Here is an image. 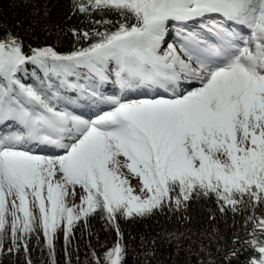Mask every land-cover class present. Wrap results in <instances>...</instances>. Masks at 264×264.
<instances>
[{"label": "snow or ice", "instance_id": "snow-or-ice-1", "mask_svg": "<svg viewBox=\"0 0 264 264\" xmlns=\"http://www.w3.org/2000/svg\"><path fill=\"white\" fill-rule=\"evenodd\" d=\"M72 7L94 26L72 29L87 44L67 52H26L0 26V255L23 250L33 264L29 243L42 236L56 264L58 234L67 255L76 226L99 214L117 239L102 257L92 251L94 264H124L118 218L214 197L221 213L244 214L245 264H264V0H72ZM107 12L119 19H91ZM172 28L178 44L167 42ZM108 85L120 94H106ZM136 89L148 92L128 98ZM81 103L109 110L85 119L70 110ZM129 175L139 179L138 192ZM77 187L84 194L69 204Z\"/></svg>", "mask_w": 264, "mask_h": 264}, {"label": "trees", "instance_id": "trees-1", "mask_svg": "<svg viewBox=\"0 0 264 264\" xmlns=\"http://www.w3.org/2000/svg\"><path fill=\"white\" fill-rule=\"evenodd\" d=\"M118 20L115 13L91 19ZM0 26L14 31L29 47L53 46L60 52L86 46L77 42L72 29L90 30L94 25L83 14L73 11L72 0H0ZM100 30H104L103 27ZM32 83L31 75L24 77ZM124 234L126 255L124 264H245L247 256L243 241L247 239L244 214L221 213L214 197L193 199L186 209L155 211L145 218H118ZM250 227L248 231H250ZM173 237H179V241ZM239 237L240 242L233 243ZM117 239L114 229L99 214L92 215L74 230L67 255L62 233L55 242L56 264H94L92 251L102 257L104 250ZM179 243V247L177 244ZM11 246L5 239V249ZM33 264H51L41 236L39 243L33 236L30 243ZM231 251L235 256L228 257ZM228 257V258H226ZM0 264H25L24 252L0 255Z\"/></svg>", "mask_w": 264, "mask_h": 264}, {"label": "rangeland", "instance_id": "rangeland-1", "mask_svg": "<svg viewBox=\"0 0 264 264\" xmlns=\"http://www.w3.org/2000/svg\"><path fill=\"white\" fill-rule=\"evenodd\" d=\"M192 27H194V26H192ZM172 29H171L170 34L166 38L167 42L178 44V38L175 35L177 29L176 28H172ZM165 47H166V45H165ZM147 92H148V90H146V89H136V90L129 91L127 93V96H128V98H144V96L147 94ZM106 94L112 95V94H120V93H119V89L117 87H115L113 85H108L106 88ZM70 95H74V93H70ZM70 110L74 111V113L76 115H82L85 119H93V118H95L96 115L101 114L102 111L109 110V107L107 105L91 106V105H85V104L81 103L79 106H73ZM3 130H4L3 126H0V131H3ZM33 150L42 151L44 154H50V155L59 154V150L51 149V148L37 149L36 146H33ZM129 179L131 180L132 187H134L138 192L139 186H140L139 179L138 178H132L130 175H129ZM83 194H84L83 190L80 187H77L75 198L73 199L71 197V195H69L68 203L69 204H72V203L78 204L80 202V196Z\"/></svg>", "mask_w": 264, "mask_h": 264}, {"label": "bare ground", "instance_id": "bare-ground-1", "mask_svg": "<svg viewBox=\"0 0 264 264\" xmlns=\"http://www.w3.org/2000/svg\"><path fill=\"white\" fill-rule=\"evenodd\" d=\"M188 26H189V28H192V26H194V25H192V24H189ZM172 30H173V29H172ZM170 32H171V30H170Z\"/></svg>", "mask_w": 264, "mask_h": 264}]
</instances>
